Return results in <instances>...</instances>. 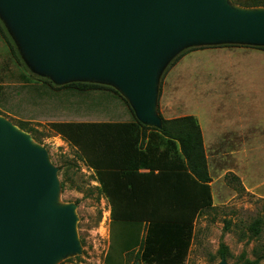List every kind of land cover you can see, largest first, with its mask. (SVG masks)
<instances>
[{"label":"rangeland","instance_id":"obj_1","mask_svg":"<svg viewBox=\"0 0 264 264\" xmlns=\"http://www.w3.org/2000/svg\"><path fill=\"white\" fill-rule=\"evenodd\" d=\"M221 2L238 12L256 9L234 0ZM0 23L14 48L0 33V117L45 153L59 185L52 206L71 207L76 218L79 252L64 254L57 264H105L108 253L118 258V232L124 228L112 223L110 202L96 172L52 126L139 121L133 105L110 82L58 83L39 72L1 11ZM154 79V108L162 122L197 119L212 180V205L195 220L192 251L185 264H220L223 259L243 264L242 256L264 264V225L259 236L248 230L255 220L264 221V43H182L161 57ZM72 83L97 84L120 96L108 90L81 93L64 88ZM225 131L237 133L227 136ZM222 245L229 249L226 257L219 254Z\"/></svg>","mask_w":264,"mask_h":264},{"label":"water","instance_id":"obj_2","mask_svg":"<svg viewBox=\"0 0 264 264\" xmlns=\"http://www.w3.org/2000/svg\"><path fill=\"white\" fill-rule=\"evenodd\" d=\"M0 11L39 72L58 83L110 82L158 129L154 76L167 51L193 41L264 43V8L238 12L221 0H0ZM11 127L0 117V264L59 262L79 252L74 210L52 206L55 168Z\"/></svg>","mask_w":264,"mask_h":264},{"label":"trees","instance_id":"obj_3","mask_svg":"<svg viewBox=\"0 0 264 264\" xmlns=\"http://www.w3.org/2000/svg\"><path fill=\"white\" fill-rule=\"evenodd\" d=\"M234 2L245 8H264V0ZM0 33L13 51L1 23ZM64 88L81 93L108 90L120 96L97 84L72 83ZM52 127L78 149L88 167L96 172L111 204L112 223H119L127 232L119 237V257L108 253L105 264H185L195 220L212 205V180L197 119L188 116L163 120L160 130L137 120L57 123ZM140 169L150 172L141 175ZM263 225V219H257L248 230L259 236ZM219 254L226 257L229 249L222 245ZM242 261L257 264L243 256Z\"/></svg>","mask_w":264,"mask_h":264},{"label":"crops","instance_id":"obj_4","mask_svg":"<svg viewBox=\"0 0 264 264\" xmlns=\"http://www.w3.org/2000/svg\"><path fill=\"white\" fill-rule=\"evenodd\" d=\"M122 123H131L130 121H128V122H122ZM141 123V122H140ZM142 124V123H141ZM226 133H227V136H230L231 134H236L237 132L235 131V132H228V131H225ZM240 136H242V138L244 137L243 136V133L242 132H240ZM203 138H204V134H203ZM139 174H141V175H146V174H148L150 171L149 170H147V169H140L139 171ZM158 173V171H156V174ZM109 213L111 214V204L109 203ZM114 224H116L117 226H119V228L120 227H122L119 223H114ZM124 233H127L126 232V230H121V231H119L118 232V234H119V237L120 236H122V235H124ZM193 246V245H192ZM192 246H191V248H190V251H189V255H188V257L191 255V251H192Z\"/></svg>","mask_w":264,"mask_h":264},{"label":"bare ground","instance_id":"obj_5","mask_svg":"<svg viewBox=\"0 0 264 264\" xmlns=\"http://www.w3.org/2000/svg\"><path fill=\"white\" fill-rule=\"evenodd\" d=\"M8 121V120H7ZM5 123H7L8 124V122H6L5 121ZM11 123V122H10ZM13 125V124H12ZM12 128V131L14 132V133H16V134H18V135H24L20 130H18L17 128H14V127H11ZM58 263V260H54V261H52V263H50V264H57Z\"/></svg>","mask_w":264,"mask_h":264}]
</instances>
